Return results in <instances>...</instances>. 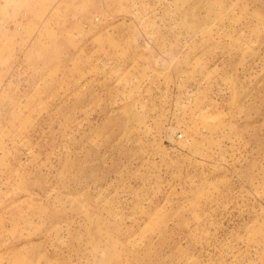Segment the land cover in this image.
Instances as JSON below:
<instances>
[{
  "label": "rangeland",
  "instance_id": "1",
  "mask_svg": "<svg viewBox=\"0 0 264 264\" xmlns=\"http://www.w3.org/2000/svg\"><path fill=\"white\" fill-rule=\"evenodd\" d=\"M0 264H264V0H0Z\"/></svg>",
  "mask_w": 264,
  "mask_h": 264
}]
</instances>
